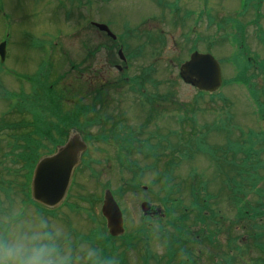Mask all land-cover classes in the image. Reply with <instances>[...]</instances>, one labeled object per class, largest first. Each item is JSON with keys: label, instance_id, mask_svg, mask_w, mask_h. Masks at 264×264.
Wrapping results in <instances>:
<instances>
[{"label": "rangeland", "instance_id": "obj_1", "mask_svg": "<svg viewBox=\"0 0 264 264\" xmlns=\"http://www.w3.org/2000/svg\"><path fill=\"white\" fill-rule=\"evenodd\" d=\"M93 1L94 7L88 9L86 0H0V43L6 44L8 52L4 65L13 71V74L8 73L3 67L5 73L0 74V137L3 130L15 129L11 126L19 118L13 115H21L22 111L16 108L15 112L13 107L17 101L24 103L19 99L21 93L34 91L32 84H29V90L26 79L34 76L42 58L36 51L47 49L42 40L48 39L60 57L59 69L53 76L57 77L63 100L68 101L78 94L79 98H87L84 103L90 102L91 81L95 83L94 87L101 86V82L121 80L128 85L120 90L115 86L107 88L105 98L97 101L95 109L92 107L89 117L94 116L90 131L93 136L108 137L115 124L120 122L119 117L125 125L141 131V125L147 123L146 117L151 114L144 109L142 98L135 100V96H141L140 93L133 95L136 89L142 96L160 99L159 107L155 105L159 112L154 113L155 118H151L138 139L142 143L150 139L152 145L160 146L154 136L158 133L159 137L168 134L173 146L175 139L180 142L175 150L154 148V157L141 152L137 144L132 154H125L116 138L90 142L88 156L92 161L89 167L79 170L71 198L53 215L47 216L35 206H21V189L9 198L0 193V222L6 221L10 225L8 233L0 230V238H11L18 227L43 218L60 230L63 242L79 264H88L79 257L89 248L96 249L101 260L100 250L94 243L81 239L93 230L102 229L100 200L105 190L119 194L115 199L123 214L125 231L131 236L140 229L142 203L160 209L164 206H160L159 200L166 195L162 190L166 183L173 191L172 195L182 201V207L192 206V190L200 204L204 200L206 214L213 212L216 215L213 220L218 226V234L212 236L211 244L205 240L200 246L193 247L194 264H264V239L253 232L264 234V138L259 141L260 137H254L264 134V75L261 73L264 72V0H254L255 3L263 2L259 8L262 16L257 17L254 3L243 14L245 0H204L206 16L195 29L191 28L192 21L183 20L185 8L197 10L195 0H180V12L176 11L175 17L166 8L168 4L176 7L174 0ZM92 23L107 26L118 42L113 44L111 39L100 36ZM197 33L199 37L195 36ZM186 35H190L189 39ZM121 45L124 46L122 53L129 61L125 65L126 72L113 66H123L117 57ZM188 51L189 55L192 52L210 54L219 63L225 85L215 94L214 101L208 94L196 99L198 91L181 82L179 66L188 60ZM54 60L58 62L56 58H50L51 62ZM113 60L114 64L106 63H113ZM245 60H251V64H257L261 69L249 72L258 92L256 101L251 100L247 87L233 82L237 64ZM50 71H42V77ZM49 81L53 85V80ZM109 90L112 91L108 95ZM164 98L176 105L168 104ZM178 104L184 105L187 112L195 111L198 124L206 126L197 133L201 137L217 128L220 131L209 133L206 143L194 142L188 134L175 138ZM72 108L74 110L75 106ZM64 110L70 108L66 106ZM160 112H165L166 116ZM102 115L106 117H99ZM182 136L186 142L181 140ZM107 142L117 144L123 153L121 160L117 157V148ZM166 144L162 143L163 146ZM226 146L236 148L225 149ZM150 149H153L151 145L144 148L151 152ZM4 153L10 155L5 157L6 160ZM21 158L17 151L0 149V163L8 175L3 174L7 181L14 179L15 174L19 176L23 167L16 162ZM126 165L143 168V172L136 170L133 174ZM134 182L140 187L133 186ZM171 203L172 200L168 206ZM3 211L4 214L10 211L9 216L4 217ZM182 212L176 209L175 215ZM254 213L257 215L255 221ZM194 216L195 213L189 214V225L197 229L198 225L193 224ZM102 232L105 233L103 229ZM160 239L156 235L144 244L133 241L131 248L124 247L121 239H117L107 254L117 258L119 264H165V258L160 259L164 256ZM231 254L234 260H231ZM180 263L174 261V264Z\"/></svg>", "mask_w": 264, "mask_h": 264}, {"label": "flooded vegetation", "instance_id": "obj_2", "mask_svg": "<svg viewBox=\"0 0 264 264\" xmlns=\"http://www.w3.org/2000/svg\"><path fill=\"white\" fill-rule=\"evenodd\" d=\"M197 2V12L195 13L194 10L185 8L184 9V16L183 19L187 21L193 20V26L192 28L198 27L200 25V21L204 18V2L201 0H196ZM86 6L88 9H92L94 7V1L93 0H86ZM197 19V22L196 20ZM93 24V23H92ZM91 24V25H92ZM93 26V25H92ZM100 36L105 37L106 39L108 36L104 33H99ZM45 42L46 46H51L53 43H51L50 40H43ZM113 41V40H112ZM116 42V41H115ZM114 44V41L112 42ZM52 46L51 49H45L42 51H36L39 52L42 55V58L39 61V64L36 67V71L33 72L34 76L31 78H27V85L29 86L32 84L34 91L31 89L28 93H23V99L19 98L20 100H23L24 106H23V112L21 115H13L19 118L11 127L15 128L13 130L5 129L2 131V137H0V149H10L12 153L15 151L19 152V154L22 155V151H28V153L22 158L17 161L16 163L21 165L23 169L19 173L22 175L20 180L23 182L21 184L22 195L30 194L31 190V176H32V170L35 168L38 160H40L43 157L50 156L54 154L58 147H60L66 139L69 137L70 132L74 131L76 127V116L72 112V110L69 113H64L62 115V101L67 102L62 99L61 93L58 89V80L57 77L54 78L53 73L55 70L59 69V63H60V57L57 54V49ZM123 49V45H121V48ZM111 50V49H110ZM61 53V50L60 52ZM94 53V50H93ZM92 53V54H93ZM113 54V53H111ZM56 58L54 62L50 61V58ZM6 58L8 59V56L6 55ZM5 58L4 62L0 63V74L5 73L2 69L6 70V72L13 74V71L7 70L6 66L4 65L5 61L7 59ZM114 64L113 63H108ZM117 69V65H113ZM126 69V68H124ZM45 70H51L50 72H46L47 76L42 77V71ZM118 70V69H117ZM121 71V70H118ZM44 73V72H43ZM53 80V85H49L50 90H46V84H49L50 79ZM91 88L93 89L90 93V97L92 100L97 99L101 100L106 96V89L112 88V86L118 87L117 89H122L123 86L127 85L126 82H101V86H95V83L91 81L90 83ZM128 86V85H127ZM112 90L108 91V95L111 93ZM137 91L135 90L134 93ZM114 93V92H113ZM87 98H79L78 94L73 99L68 100L70 103V106H81V104H86L88 107L92 106V100L90 102H85ZM137 100V99H135ZM75 109V108H74ZM74 111V110H73ZM12 116V117H13ZM116 116V115H114ZM105 118V115L99 116ZM111 118V116H108ZM117 117V116H116ZM91 118H94L93 115H91ZM63 121L66 124H63ZM67 121H70V127L67 125ZM118 121H120V125H125L124 120L119 117ZM116 125V124H115ZM93 128V127H92ZM91 128V129H92ZM68 130L67 134L65 131ZM1 133V129H0ZM10 135H5L9 134ZM111 133V132H110ZM7 136V138H5ZM94 142V141H93ZM99 142V141H98ZM91 144V143H90ZM98 144V143H97ZM123 149H126L125 147ZM7 157H10L8 155ZM6 160V159H4ZM92 159L88 156V152L84 153L81 158V166L79 169H81L84 164L91 163ZM14 165L13 163H11ZM10 170L9 168H7ZM76 180V171L73 175L72 184H74ZM14 186V185H13ZM24 188V189H23ZM16 191L19 190L18 186H15ZM19 195V194H18ZM199 204V203H198ZM150 205V204H149ZM201 205L199 204V207ZM204 214V213H203ZM146 221H149V223L157 224L159 219H162L164 217L163 211L161 209H158L154 206H149L147 215L145 216ZM198 218L201 217L200 215L197 216ZM204 217V216H202ZM201 220V218H199ZM184 230H186L185 238L187 241H184L181 244L182 247H185L189 250L190 254L193 255V251L189 247H196L200 246L203 241L207 240L211 235V233L216 234L217 236V230L218 227H206L205 225H199L196 229L195 226L187 225ZM252 233V228L250 229ZM256 237L258 236L259 232L253 231ZM260 238L264 239L263 232L260 235ZM212 239V238H211ZM210 244L211 241H208ZM236 245V242L234 243ZM232 243L230 244V246ZM227 256V255H226ZM227 258V257H226ZM229 259V258H228ZM231 260H234L231 254ZM193 262L194 260L192 258H188L187 262L190 264V262ZM235 262V261H234Z\"/></svg>", "mask_w": 264, "mask_h": 264}, {"label": "water", "instance_id": "obj_3", "mask_svg": "<svg viewBox=\"0 0 264 264\" xmlns=\"http://www.w3.org/2000/svg\"><path fill=\"white\" fill-rule=\"evenodd\" d=\"M96 27L114 38L106 26ZM119 55L124 60L121 53ZM4 56L5 43H1V60ZM179 75L183 82L204 92H215L222 82L217 62L210 55L198 53H193L189 61L180 67ZM85 149L86 146L80 136L73 132L67 143L58 148L54 155L40 160L32 179V200L49 209H55L61 204L65 199L73 171L79 165L81 153ZM142 209L144 212L147 211L145 205ZM102 215L112 237H119L124 233L121 212L109 191L104 195Z\"/></svg>", "mask_w": 264, "mask_h": 264}, {"label": "trees", "instance_id": "obj_4", "mask_svg": "<svg viewBox=\"0 0 264 264\" xmlns=\"http://www.w3.org/2000/svg\"><path fill=\"white\" fill-rule=\"evenodd\" d=\"M250 67H246V68H243L241 69L239 75L237 76V78L235 80H237V82L241 81V80H244V84L249 86V92L251 93L252 97L257 100L258 98V95L256 93V90L255 88H251V79L247 76L248 74V71ZM50 90V89H49ZM203 94H198L197 95V98H200ZM145 100L148 102L149 100L152 101V99H149V98H146L145 97ZM170 103V104H174L176 105V103L174 102H171L170 99H165V101ZM93 108L95 107L92 106ZM88 108H84L83 107V110L79 111V113H76V117H80V116H83L84 117V122H88L87 119H86V116H87V110ZM95 109V108H94ZM21 110V109H20ZM177 110L179 112V115L182 116V117H187L186 115H182L181 112H186V109L184 107V105H179L177 106ZM194 114L195 112L193 111L192 112V118L191 120H193V117H194ZM70 122V121H69ZM150 121H147V123H144L142 126L145 127L146 125L145 124H148ZM184 123L183 122V118H180V119H177V124H178V127H177V130L174 131V135L176 137H179L181 136V131L180 130H183L184 129ZM85 124V123H84ZM180 131V132H179ZM220 131L219 129H215V132H218ZM141 134H143V132H141ZM133 133L132 131L129 129V128H126V133L124 134V137H121V130L118 126H116V128L110 133V135L108 136L109 138H116L120 141V144H123V145H129V141H130V136H132ZM262 136H259V135H254L255 138H261L259 141L263 140L264 138V134H261ZM107 137V138H108ZM134 138V137H133ZM160 140H163V141H166V137H163L162 139L160 138ZM194 140L197 141L198 143H202V139L199 137V136H195L194 137ZM194 141V142H195ZM258 141V142H259ZM150 140L146 141V145H149L150 143ZM179 140H177V143L176 145L179 144ZM252 142V141H251ZM229 144L231 142H228ZM170 147V146H169ZM175 147V145H174ZM157 148H162V146L159 144L157 145ZM235 147H232V146H228L227 149H235ZM171 149V148H170ZM131 149H125V153L126 154H131L132 152H129ZM175 150V149H174ZM127 167L129 168L130 172H132L133 174L135 173L136 170H138L139 172H143L142 168H132L131 166H128ZM135 177H137L138 175L135 174L134 175ZM133 186H136L138 187L139 186V183L138 182H134L132 184ZM135 187V188H136ZM162 190L163 192L166 194L164 195L159 201L161 204L164 205V212H165V218L164 219H159L158 220V223L156 225V229H155V233L158 235L159 233V237L161 238L160 240L162 241H169L170 243V246L169 247H166L167 251L170 253L171 257L174 256L177 252H181V250L183 248L179 247V246H176L177 244H181L184 242V237H183V233H184V228L187 226V222H188V216L186 215L185 211L186 209H184V207H182V201L176 197H174V194L173 191L169 188H167L166 186V183L163 184L162 186ZM9 193V192H8ZM119 195V194H118ZM117 195V196H118ZM172 200L173 203L169 204L168 206V202ZM193 205V209L192 210H196L197 214L200 215L201 217V222H205L206 221V225H216L215 222H214V217H216V215L213 213V212H209L210 215H207L206 214V206L203 202V204L199 207L198 205V202L197 201H193L192 203ZM176 209H181L183 210V212L181 214H178V215H175V211ZM191 211V210H190ZM204 213V214H203ZM204 216V217H202ZM199 218L197 217L196 220H199ZM163 221H165V224H162ZM145 224V223H144ZM142 225L141 227V232H139L137 234V236L135 238H131V241H136V243H139L141 241H147V235L148 237L150 235H152V231H154V227L153 225L150 226V224H145V225ZM150 228H148V227ZM171 227V229L167 230V227ZM218 227V226H216ZM148 229H150L151 231H149ZM169 237V238H168ZM89 238V237H88ZM130 240V238H126V241L125 243ZM124 242V241H122ZM114 243H115V240L110 238L109 236L105 235V234H101L98 239L96 240V247H98V249L100 250V253H101V260H103V258H106V260H109L110 257H108V254H107V250L111 249L112 250V246H114ZM114 251L116 249H113ZM105 261H101V264H104Z\"/></svg>", "mask_w": 264, "mask_h": 264}, {"label": "clouds", "instance_id": "obj_5", "mask_svg": "<svg viewBox=\"0 0 264 264\" xmlns=\"http://www.w3.org/2000/svg\"><path fill=\"white\" fill-rule=\"evenodd\" d=\"M79 259L101 264L94 248L87 249ZM0 264H79V261L63 242L60 230L38 218L18 227L11 238H0ZM104 264L119 262L112 257Z\"/></svg>", "mask_w": 264, "mask_h": 264}]
</instances>
